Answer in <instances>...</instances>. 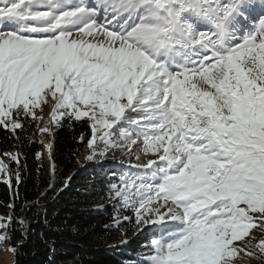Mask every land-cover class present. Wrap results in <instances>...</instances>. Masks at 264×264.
<instances>
[{"label": "snow or ice", "instance_id": "snow-or-ice-1", "mask_svg": "<svg viewBox=\"0 0 264 264\" xmlns=\"http://www.w3.org/2000/svg\"><path fill=\"white\" fill-rule=\"evenodd\" d=\"M44 105L57 128L87 121L89 160L151 154L111 186L117 227L151 233L141 264L264 259V0H0V130L51 136Z\"/></svg>", "mask_w": 264, "mask_h": 264}, {"label": "trees", "instance_id": "trees-1", "mask_svg": "<svg viewBox=\"0 0 264 264\" xmlns=\"http://www.w3.org/2000/svg\"><path fill=\"white\" fill-rule=\"evenodd\" d=\"M36 125L33 121L19 139L0 130V157L7 159L4 153L18 151L21 158L19 168L8 160L14 187L10 190L0 183V218L11 215L14 222L22 221L14 223V233L8 230L10 243L17 248L13 264H141V255L131 248V241L141 234H133V223L125 221L117 227L113 219L117 204L111 198V186L114 180L119 183L120 174L112 169L107 176L103 173V167L119 164L118 152L111 149L104 156L87 159L91 155L87 121H64L53 134L48 164L37 142ZM16 171L21 177L18 187ZM123 214L132 215L130 211Z\"/></svg>", "mask_w": 264, "mask_h": 264}, {"label": "rangeland", "instance_id": "rangeland-1", "mask_svg": "<svg viewBox=\"0 0 264 264\" xmlns=\"http://www.w3.org/2000/svg\"><path fill=\"white\" fill-rule=\"evenodd\" d=\"M39 111V110H38ZM50 112H51V107L48 105L43 106V112L41 113L39 111L38 115H43L44 116V121L39 125L43 127L45 124L51 129L52 133L57 130V127L55 125L49 123V117H50ZM135 116L136 114H132ZM38 127V125H36ZM53 134L49 136L47 133H42L40 135H37V138L39 141H42L41 144L43 146V160L47 161L48 164L51 162L48 158V151L45 147L49 142L52 143L53 140ZM119 135V133H117ZM127 146H125L123 149L115 148L114 151L118 152V156L115 158V160L121 164H113L114 166L107 168L103 167V173L105 176L109 175V173L112 171H116L120 175L124 172H131L133 170V167L131 165L136 164V163H147V160L152 158L151 154H148L145 156L141 150L140 147H134L132 150V155L124 154V149H126ZM90 151V150H89ZM110 151V150H109ZM126 151V150H125ZM87 153V151H86ZM112 153V152H111ZM14 154V153H11ZM92 154L91 151L88 152V155ZM110 154V153H109ZM139 155L141 159L138 161L136 159V156ZM4 160L5 164H8V157L6 156L7 159L4 157H0ZM105 163V162H104ZM109 163V162H106ZM123 164V165H122ZM128 165V166H127ZM135 171H138V169L134 168ZM86 170V168H85ZM84 170V171H85ZM118 180H114V184H118ZM4 219H7V217H1ZM0 234H4L8 236V230H0ZM141 237L136 238L135 241H131L132 245V250L135 251L134 254L140 256L141 255V260L147 255V246L150 244V240L152 238L151 233L145 230L144 232L140 233ZM252 239H251V244L255 246L261 239H264V232H262L259 229H253L252 230ZM248 239V238H245ZM142 240V242H139ZM237 246L243 247V242L242 241H237L235 242ZM258 251V250H257ZM14 263V252L10 249V246L7 243H3L0 245V264H13ZM234 264H264V259H260L258 257H249L247 255L240 254L236 258H234Z\"/></svg>", "mask_w": 264, "mask_h": 264}, {"label": "bare ground", "instance_id": "bare-ground-1", "mask_svg": "<svg viewBox=\"0 0 264 264\" xmlns=\"http://www.w3.org/2000/svg\"><path fill=\"white\" fill-rule=\"evenodd\" d=\"M139 143H140V141H138V144H139ZM134 146H135V145H131V149H133V148H134Z\"/></svg>", "mask_w": 264, "mask_h": 264}]
</instances>
